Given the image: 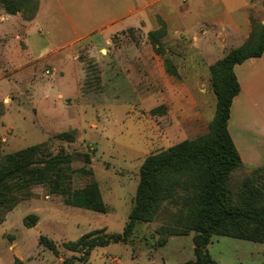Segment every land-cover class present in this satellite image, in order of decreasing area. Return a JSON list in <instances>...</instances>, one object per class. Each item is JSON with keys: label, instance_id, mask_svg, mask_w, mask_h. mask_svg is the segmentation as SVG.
<instances>
[{"label": "rangeland", "instance_id": "374dc122", "mask_svg": "<svg viewBox=\"0 0 264 264\" xmlns=\"http://www.w3.org/2000/svg\"><path fill=\"white\" fill-rule=\"evenodd\" d=\"M122 1L38 0L31 20L0 6V155L44 141L54 153L63 148L72 157V188L96 179L107 206L105 212L73 207L45 186H35L34 197L20 201L0 224V264H15V258L23 264H180L194 258L193 232L160 243L158 228L169 218L166 213L138 223L128 243L96 246L86 259L63 246L99 228L121 232L144 158L204 132L208 124L202 122L208 123L215 110L206 62L225 53L222 43L215 40V52L204 59L190 35L174 34L183 20L163 0L156 6L168 19L167 34L164 51L156 53L144 27L121 30ZM256 2L264 6V0ZM248 11L257 19L254 9ZM233 14L240 19L245 11ZM150 15L145 21L151 30L157 22ZM166 57L178 76L166 72ZM190 98L202 117L181 124L178 105L181 111L188 108ZM60 132H71L74 139L53 137ZM247 173L241 170L233 178ZM28 213L39 217L33 227L23 224ZM41 234L56 242V254L39 243ZM207 250L218 264H264L260 242L213 235Z\"/></svg>", "mask_w": 264, "mask_h": 264}, {"label": "trees", "instance_id": "16d2710c", "mask_svg": "<svg viewBox=\"0 0 264 264\" xmlns=\"http://www.w3.org/2000/svg\"><path fill=\"white\" fill-rule=\"evenodd\" d=\"M38 3V0H0L5 13H21L25 20L35 17ZM155 18L157 27L149 30L147 37L153 50L161 54L166 22L158 14ZM249 19L250 32L246 39L207 65L215 96V110L207 129L144 158L121 232L91 230L76 240L63 242L66 249L81 251L86 259L96 246L128 243L138 223L150 222L163 213L169 218L158 228L160 243L169 235L193 232L194 258L180 264H218L207 250L213 235L264 243V165L245 164L227 128L233 98L240 91L234 65L264 52V22L252 16ZM164 67L168 74L178 76L177 68L167 57ZM53 137L64 141L74 139L71 132H60ZM84 160L89 162L88 154H84ZM71 161V155L63 148L54 153L46 141L0 155V224L20 201L34 197L33 188L37 185L45 186L49 194L61 196L66 205L105 212L107 206L96 179L91 178L83 187L72 188ZM241 170L248 173L240 180L233 178ZM88 173L92 175L91 171ZM38 219L37 214L28 213L23 224L33 227ZM38 240L54 254L58 252L56 242L47 235L41 234ZM14 262L23 264L19 258Z\"/></svg>", "mask_w": 264, "mask_h": 264}, {"label": "crops", "instance_id": "0c3cea01", "mask_svg": "<svg viewBox=\"0 0 264 264\" xmlns=\"http://www.w3.org/2000/svg\"><path fill=\"white\" fill-rule=\"evenodd\" d=\"M161 1L163 0H123L119 6L120 14L117 19L122 21L121 30L142 26L148 32L150 29L146 28L145 15L151 14L150 16L154 17L156 14L160 15L161 8L157 7L156 3ZM179 1L187 0H166L165 3V7L173 16L183 20L181 29H175L173 32L190 35L194 47L204 59L215 52V40L222 43L220 47L226 52L228 48L238 46L246 39L250 32L248 10L254 9L257 12V19L264 22V6L260 2V9L257 0H240L242 3L236 5L232 4V0H190V4L187 5H182ZM42 6L40 5L37 16ZM241 10H244L245 14L240 19H235L233 12ZM162 18L168 26V19ZM189 19L190 30L185 24ZM76 35V38L82 37ZM237 40H240L239 44H231ZM234 72L240 84V91L233 98L227 128L242 161L250 166H261L264 165V52L261 56L250 57L235 64ZM167 101L169 103V98ZM187 101L188 108L182 106V111L179 105L177 108L181 112L177 116L181 124L188 118L202 117L195 100L190 98ZM203 121L202 124H208Z\"/></svg>", "mask_w": 264, "mask_h": 264}, {"label": "water", "instance_id": "95a60500", "mask_svg": "<svg viewBox=\"0 0 264 264\" xmlns=\"http://www.w3.org/2000/svg\"><path fill=\"white\" fill-rule=\"evenodd\" d=\"M63 264H66V263H63Z\"/></svg>", "mask_w": 264, "mask_h": 264}]
</instances>
